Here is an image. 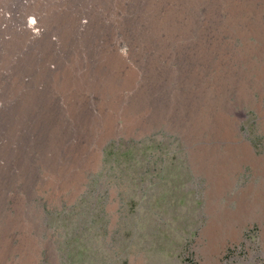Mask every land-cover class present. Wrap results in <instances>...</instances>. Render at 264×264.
I'll return each mask as SVG.
<instances>
[{
    "label": "rangeland",
    "instance_id": "1",
    "mask_svg": "<svg viewBox=\"0 0 264 264\" xmlns=\"http://www.w3.org/2000/svg\"><path fill=\"white\" fill-rule=\"evenodd\" d=\"M0 7V264H264V0Z\"/></svg>",
    "mask_w": 264,
    "mask_h": 264
},
{
    "label": "bare ground",
    "instance_id": "2",
    "mask_svg": "<svg viewBox=\"0 0 264 264\" xmlns=\"http://www.w3.org/2000/svg\"><path fill=\"white\" fill-rule=\"evenodd\" d=\"M74 1V0H73ZM72 3V2H71ZM110 3V2H109ZM54 4V3H53ZM60 5V4H59ZM74 5V4H73ZM43 6V5H42ZM1 8V7H0ZM79 8V7H78ZM89 8V7H88ZM56 9V8H55ZM1 13V12H0ZM9 20V19H8ZM77 20H78V18H77ZM38 21V20H37ZM67 21V20H66ZM79 21H81V20H79ZM64 22V21H63ZM74 22H76V19H75V21ZM78 22V21H77ZM83 22V21H82ZM44 23V22H43ZM67 23H69V22H67ZM84 24V23H83ZM82 24V25H83ZM38 25H39V21H38ZM71 25V24H70ZM82 25H80V27L82 26ZM41 27V26H40ZM74 27V26H73ZM94 29V28H93ZM44 30V29H43ZM65 31V30H64ZM67 31V30H66ZM86 32V31H85ZM52 34V33H51ZM52 40V39H51ZM7 45V44H6ZM71 46V45H70ZM73 46V45H72ZM75 46V45H74ZM81 47V46H80ZM78 48V47H77ZM83 48V47H82ZM74 52H76V51H74ZM10 53V52H9ZM2 54V53H1ZM5 54V53H4ZM20 55V54H19ZM118 55V54H117ZM117 55H115V57L117 56ZM121 56V55H120ZM123 56V55H122ZM124 57V56H123ZM122 57V58H123ZM87 58V57H86ZM124 59V58H123ZM122 60V59H121ZM110 66V65H109ZM115 73V72H114ZM19 76V75H18ZM119 80V79H118ZM72 81V80H71ZM92 84V83H91ZM123 86V85H122ZM112 88V87H111ZM84 92V91H83ZM50 94V93H49ZM17 95V94H16ZM39 97V96H38ZM70 97V96H69ZM1 98V97H0ZM112 98V97H111ZM69 100V99H68ZM116 101V100H115ZM31 102V101H30ZM64 103V102H63ZM33 108V107H32ZM65 113H66V111H65ZM63 114V113H62ZM77 116V115H76ZM116 116V115H115ZM72 117V116H71ZM75 118V117H74ZM73 118V119H74ZM107 119V118H106ZM115 119V118H114ZM82 122V121H81ZM253 159L254 160H256L254 157H253ZM262 160V159H261ZM263 161V160H262ZM4 172V171H3Z\"/></svg>",
    "mask_w": 264,
    "mask_h": 264
}]
</instances>
